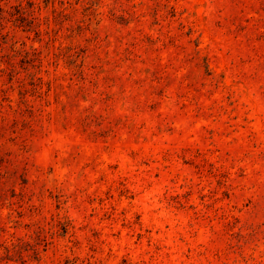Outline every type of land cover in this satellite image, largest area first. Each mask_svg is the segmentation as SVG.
I'll return each mask as SVG.
<instances>
[{
	"label": "rangeland",
	"instance_id": "obj_1",
	"mask_svg": "<svg viewBox=\"0 0 264 264\" xmlns=\"http://www.w3.org/2000/svg\"><path fill=\"white\" fill-rule=\"evenodd\" d=\"M0 264H264V0H0Z\"/></svg>",
	"mask_w": 264,
	"mask_h": 264
}]
</instances>
